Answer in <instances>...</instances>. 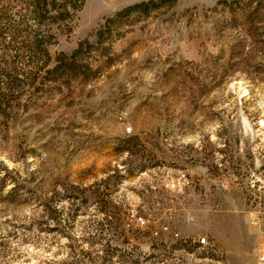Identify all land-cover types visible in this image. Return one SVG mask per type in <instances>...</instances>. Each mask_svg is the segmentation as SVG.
Listing matches in <instances>:
<instances>
[{
	"label": "rangeland",
	"instance_id": "1",
	"mask_svg": "<svg viewBox=\"0 0 264 264\" xmlns=\"http://www.w3.org/2000/svg\"><path fill=\"white\" fill-rule=\"evenodd\" d=\"M141 1L88 0L71 34L50 46L52 65ZM258 1L162 4L0 116V264L73 262L74 249L89 248L90 225L105 219L117 264H255V218L264 220Z\"/></svg>",
	"mask_w": 264,
	"mask_h": 264
},
{
	"label": "trees",
	"instance_id": "2",
	"mask_svg": "<svg viewBox=\"0 0 264 264\" xmlns=\"http://www.w3.org/2000/svg\"><path fill=\"white\" fill-rule=\"evenodd\" d=\"M88 0H5L4 1V59L0 58V116L10 115L18 101L29 91L44 83L46 78L53 82L68 78L75 73L79 62L94 45L107 38L119 36V32L130 19L148 15L152 10L167 2L177 0H147L129 5L104 19L100 27L88 38L79 42L71 53H60L52 65L50 46L61 36L71 34L73 22ZM238 1V0H236ZM253 2V0H248ZM264 5V0L258 1ZM1 43V41H0ZM12 43L18 44L15 55L11 53ZM4 62V69L1 68ZM57 210V209H55ZM57 212V211H55ZM53 212H51L52 214ZM52 216V215H49ZM56 231H64L65 220L59 216L50 217ZM68 220V219H67ZM70 224V222H69ZM114 222L108 219L93 222L82 238L89 248L80 254L73 250L62 262L48 264H117L116 247L107 240L108 228ZM100 247V248H99ZM98 248V249H97ZM81 256V257H80ZM123 264H137L123 259Z\"/></svg>",
	"mask_w": 264,
	"mask_h": 264
},
{
	"label": "built area",
	"instance_id": "3",
	"mask_svg": "<svg viewBox=\"0 0 264 264\" xmlns=\"http://www.w3.org/2000/svg\"><path fill=\"white\" fill-rule=\"evenodd\" d=\"M138 221L144 224L142 218H138ZM255 223L259 225L260 242L257 248V256L255 264H264V220L260 217L255 218ZM200 244H207V238L203 237L199 240Z\"/></svg>",
	"mask_w": 264,
	"mask_h": 264
}]
</instances>
